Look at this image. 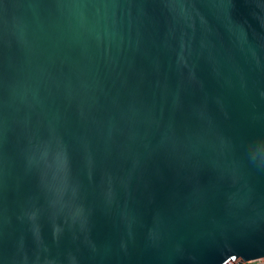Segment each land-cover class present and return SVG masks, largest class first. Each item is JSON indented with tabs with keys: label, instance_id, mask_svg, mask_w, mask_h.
Here are the masks:
<instances>
[{
	"label": "water",
	"instance_id": "water-1",
	"mask_svg": "<svg viewBox=\"0 0 264 264\" xmlns=\"http://www.w3.org/2000/svg\"><path fill=\"white\" fill-rule=\"evenodd\" d=\"M264 0H0V264L264 259Z\"/></svg>",
	"mask_w": 264,
	"mask_h": 264
},
{
	"label": "built area",
	"instance_id": "built-area-1",
	"mask_svg": "<svg viewBox=\"0 0 264 264\" xmlns=\"http://www.w3.org/2000/svg\"><path fill=\"white\" fill-rule=\"evenodd\" d=\"M250 263L264 264V259H258V260L252 261Z\"/></svg>",
	"mask_w": 264,
	"mask_h": 264
},
{
	"label": "snow or ice",
	"instance_id": "snow-or-ice-1",
	"mask_svg": "<svg viewBox=\"0 0 264 264\" xmlns=\"http://www.w3.org/2000/svg\"><path fill=\"white\" fill-rule=\"evenodd\" d=\"M258 150L264 151V145L258 146Z\"/></svg>",
	"mask_w": 264,
	"mask_h": 264
},
{
	"label": "rangeland",
	"instance_id": "rangeland-1",
	"mask_svg": "<svg viewBox=\"0 0 264 264\" xmlns=\"http://www.w3.org/2000/svg\"><path fill=\"white\" fill-rule=\"evenodd\" d=\"M248 264H257V263H248Z\"/></svg>",
	"mask_w": 264,
	"mask_h": 264
}]
</instances>
